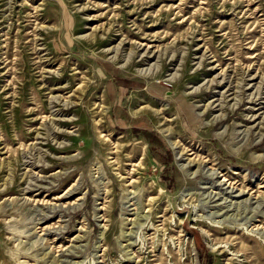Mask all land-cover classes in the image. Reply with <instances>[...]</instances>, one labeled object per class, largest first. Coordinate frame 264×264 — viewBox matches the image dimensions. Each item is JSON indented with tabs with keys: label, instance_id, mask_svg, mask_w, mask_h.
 Masks as SVG:
<instances>
[{
	"label": "rangeland",
	"instance_id": "1",
	"mask_svg": "<svg viewBox=\"0 0 264 264\" xmlns=\"http://www.w3.org/2000/svg\"><path fill=\"white\" fill-rule=\"evenodd\" d=\"M0 264H264V0H0Z\"/></svg>",
	"mask_w": 264,
	"mask_h": 264
}]
</instances>
